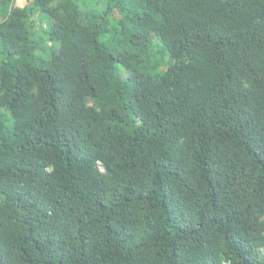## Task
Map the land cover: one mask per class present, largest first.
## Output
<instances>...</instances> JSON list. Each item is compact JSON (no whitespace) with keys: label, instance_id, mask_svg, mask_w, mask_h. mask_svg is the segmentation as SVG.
Listing matches in <instances>:
<instances>
[{"label":"trees","instance_id":"1","mask_svg":"<svg viewBox=\"0 0 264 264\" xmlns=\"http://www.w3.org/2000/svg\"><path fill=\"white\" fill-rule=\"evenodd\" d=\"M0 264H264V0H0Z\"/></svg>","mask_w":264,"mask_h":264},{"label":"rangeland","instance_id":"2","mask_svg":"<svg viewBox=\"0 0 264 264\" xmlns=\"http://www.w3.org/2000/svg\"><path fill=\"white\" fill-rule=\"evenodd\" d=\"M16 3L18 4V5H21V6H23V5H25L26 3H27V0H16ZM40 27H41V29L43 28L42 27V25H40ZM40 32V34H39V36L42 34L41 33V30L39 31ZM43 36H45V35H43ZM44 42H48L49 44L51 43L48 39H47V36H45L44 37ZM54 48H58V45H55L54 46ZM121 74L123 75V76H128V74H129V71L127 70V69H125V68H121Z\"/></svg>","mask_w":264,"mask_h":264}]
</instances>
